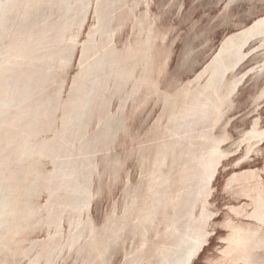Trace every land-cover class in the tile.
I'll return each mask as SVG.
<instances>
[{
    "label": "bare ground",
    "instance_id": "6f19581e",
    "mask_svg": "<svg viewBox=\"0 0 264 264\" xmlns=\"http://www.w3.org/2000/svg\"><path fill=\"white\" fill-rule=\"evenodd\" d=\"M68 1L0 0V40L9 38L6 51L0 49V166H9L12 161L21 163L14 173L32 182L46 181L50 188L56 183V165L64 171L74 163L70 136L78 132L84 135L97 120L101 126L109 106L105 105L101 113L102 92L93 91L91 85L87 90L79 87L75 82L78 74L66 100L58 97L59 93L56 98L46 93L49 80L56 82L59 76L54 74L57 65L42 61L64 64L71 59L78 43V31L72 29L83 27L93 3V0L82 1L77 8ZM53 6H58L61 12L62 20L57 23L47 11L50 9L56 15ZM118 7V0H96L97 23L82 44L80 73L118 70L116 57H95L100 52L96 47L98 37L104 52L116 49L113 37L107 36L106 30L107 22L117 19ZM63 8H69L75 17L64 19ZM78 10L83 11L81 17ZM68 34L69 44H65ZM252 39H258V48L264 50V17L226 38L219 52L195 78L185 82L173 99L165 100L155 123L140 137L137 146L134 147L132 139V148L127 152L137 156L140 179L125 188L123 219L111 227L108 240L119 228L125 232L148 230L161 237L162 242L170 237V260L188 264L208 244L207 228L213 216L208 198L224 158L213 133L244 78L234 71L251 54L246 52V47ZM48 70L50 73H46ZM33 82H37L36 86ZM5 94L10 95L9 100ZM9 102L13 105L6 108ZM140 105L135 104L134 112L142 110ZM72 127H80V131H72ZM49 131L52 138L42 137ZM42 158H50L55 165L48 175L40 167ZM198 210H201L199 215Z\"/></svg>",
    "mask_w": 264,
    "mask_h": 264
},
{
    "label": "flooded vegetation",
    "instance_id": "af4514ba",
    "mask_svg": "<svg viewBox=\"0 0 264 264\" xmlns=\"http://www.w3.org/2000/svg\"><path fill=\"white\" fill-rule=\"evenodd\" d=\"M93 1L96 2V0ZM124 3L125 0H118L117 19L113 22H107L106 34L113 37L116 49L111 52H104L99 37L96 39V47L100 49V52L96 53L95 57H116L118 59V70L116 72L98 70L86 74L79 71L78 78L75 81L80 84L79 87H84L83 89L87 90L91 85L93 91L102 92L101 96L104 102L101 113L105 111V105L109 106L106 108L105 117H102L101 126H99L97 120L92 127L87 128L84 135H78V132L70 136L72 139L70 155L74 161L71 168L69 167L63 171L56 165V183L50 188L48 184L43 185V180L32 182L29 179L20 178L16 174L19 166H0L1 233L7 230L28 232L39 227L35 217H30V214H27L29 204L24 199L25 192L40 193L42 188L45 187L54 194L51 196V203L48 206L49 215L45 217L50 228L55 227V232L49 238V242L43 244L34 242L30 249L21 247L14 249L11 247V241L9 242L11 238L8 237L7 243L10 246L9 256L11 260L20 261L22 256H30L39 247V250L35 251L36 253L34 252L35 257L31 259L30 264H41L42 262L53 264V259L55 256L57 257L60 250H63V252L68 250L70 258L73 257L74 253L78 256L84 255L86 258L85 264H113L116 256L121 253L125 257L123 264H188L183 261L173 262L170 260L172 254L170 237L162 242L161 237L158 238L156 234L148 230L144 232L127 230L125 232L124 228H119L116 232H113L112 237L108 240V235L112 233L111 227L119 224L123 219L124 201H122L120 211L117 207L118 204L113 207L112 212L107 215L105 222L100 227L89 217L86 220L84 219L85 215L90 214L92 202L95 198L93 192L95 178L99 181L97 194H101L105 190L101 167L104 171H109L110 174H113V170L114 179L123 176L125 163L128 159L126 157L131 154L127 150L125 152L127 156L121 161L119 154L113 152V147L121 133L127 134L130 131L128 121L131 115L134 116L143 111L153 100H155V105L160 104L162 107L165 100L167 98L173 99L184 84L177 87L175 91L161 88L164 67L160 59L168 58L170 52L168 48L165 46L160 47L157 43L159 38H163L165 35L156 28V20L151 17L149 6L135 20L133 40L127 41L122 48H119L115 41L116 35L126 25L127 19L131 18L134 8H138L140 5V2L135 0L134 6L127 10ZM90 44L93 45L94 43L90 42ZM146 78H148L147 81ZM75 82H73V85ZM86 82H88V85H83ZM115 99L118 100L119 107L113 113L112 108ZM140 103V106L143 107H141L142 110L134 112L133 107H135V104ZM231 104L232 99L227 105ZM223 118L217 123L215 129ZM83 123L87 125L85 120H83ZM95 125L96 130H93ZM59 127L60 123L56 122V130ZM73 130L80 131V127H72ZM215 131L213 133L214 138L217 139L219 145L221 144V152L226 158L229 156V152L222 149V144L230 139V134L227 129H224L220 134ZM133 138L135 147L140 141V136L135 135ZM254 139H264V130L260 129L258 120L254 122L252 130L246 133L242 142H251ZM57 148L58 140L56 139V152ZM135 157L137 160V156ZM98 158L100 162H98ZM1 169H4L5 172H2ZM66 177L69 180L62 181ZM260 177L256 170H247L234 174L228 181L229 187L240 186L241 190L238 194L250 199L249 206L252 209L251 212H246L247 218L251 219L252 222L239 223L231 218L225 222L229 234L224 238L226 246L222 249L221 255L232 258V264H264V185L260 181ZM128 183L137 184V182L132 183L130 180L127 185ZM108 189L112 190L109 186ZM231 210L236 215H240L245 211L244 206H233ZM209 211L214 216V212L210 208ZM66 216L70 223V234L65 240L62 233V223ZM18 218H21V222L17 225ZM209 226L207 228V242L211 235ZM3 235L6 234L3 233ZM202 250L194 256L191 264ZM0 264H12V261L0 260Z\"/></svg>",
    "mask_w": 264,
    "mask_h": 264
},
{
    "label": "rangeland",
    "instance_id": "374dc122",
    "mask_svg": "<svg viewBox=\"0 0 264 264\" xmlns=\"http://www.w3.org/2000/svg\"><path fill=\"white\" fill-rule=\"evenodd\" d=\"M75 1L69 0L68 2L73 3L72 5L78 8V3L86 0ZM137 1L140 2L139 7L134 8L133 15L127 19L123 29L119 30L115 41L119 48H122L127 41L133 40L135 20L149 6L150 15L156 20V28L165 35L163 38H159L157 43L160 47L165 46L168 48L170 52L168 58L160 59L164 67L161 77V88L170 91H175L181 84L194 79L203 67L219 52L221 43L226 38L264 17V0ZM134 2L135 0H125V8L127 10L132 8ZM92 5L85 18L83 27L79 29L75 25L76 27L74 28L76 29H72L78 31V43L72 53L71 59L67 63L63 62L64 64L51 60L42 61L44 64L57 65L54 74L58 75L59 78L56 79V82L49 80V86L45 89L46 93L52 97L55 96L54 98L57 97L58 93V97L63 100L69 98L74 78L80 70L79 63L82 56V44L87 40L89 31L97 23L94 10L95 1H93ZM53 7L56 9V15L49 11L50 9H47L48 15L53 14L52 20L55 19L57 23L62 20L61 12L58 6ZM63 12L64 19L73 16L69 8H63ZM82 12H79L80 17ZM74 17L75 15L72 18ZM8 27L10 28L9 25ZM69 34L64 40L65 44L69 42ZM8 44L9 38L0 40V49H5L4 47ZM48 46H51V44H48ZM259 46L258 39H252L250 44L247 45L246 52L249 53L251 51V54L234 71L238 77L244 76V78L232 98V104L224 108L225 115L222 122L215 129L217 134L222 133L224 129L228 130L230 139L222 144V149L228 151L229 156L222 159L216 177L212 182L211 195L208 198L210 202L208 207L214 212L211 225L209 226L211 235L208 244L205 245L192 264H232V258L221 255L222 249L226 246L224 238L229 234V229L225 227V222L230 218L239 223L252 222L246 216V212L252 211L249 206L251 201L238 194L241 190L239 185H235L234 187L228 186L230 178L236 173L256 170L260 174V181L264 185V139L242 142L246 133L252 130L256 120H258L260 129L264 130V50L259 49ZM65 54L68 55V52H65ZM48 71L46 73H50ZM232 76V74L229 75L230 78ZM36 83L33 82L35 86ZM261 95L262 97H260ZM5 96L6 100H9L10 95L5 94ZM113 103L112 111L115 113L119 107V102L115 99ZM8 105H13V103L9 102L5 107L10 108ZM161 109V105H155V100H153L143 111H140L137 115H131L128 121L130 131L127 134L121 133L113 147V152L119 154L121 161L127 156L125 152L132 148L133 137L135 135L144 137L155 123ZM58 115L61 117L62 113L60 112ZM93 130H96V125ZM42 137L52 138L53 133L49 131ZM126 159L123 176L118 179H114L113 170V174H110L109 171H104L103 167H101L103 174L102 181L105 186V190L101 194H97L99 181L95 178L93 187L95 198L92 202L90 214L85 215L84 219L86 220L89 217L98 227L102 226L107 215L112 212L115 205L118 204V210H121L123 191L127 182L130 180L132 183H136L140 179V167L136 157L129 155ZM98 162H100L99 158ZM40 163L42 172L46 175L55 169V165L50 158H42ZM20 164L14 161L11 163L12 166ZM42 183L45 185L46 181ZM108 186L112 190L108 189ZM51 195V191L45 187L42 188L40 193L25 192L24 199L29 204L27 214H30V217H35L39 223V227L35 230H27L28 232L7 230L3 232L6 235H3L0 231V260L12 261V264H30L31 259L35 257V251L39 250L38 247L30 256H22L20 261L11 260L9 256L10 246L7 243L8 237L11 238L9 242L11 241V247L14 249L16 247L30 249L34 242L40 244L48 242L51 235L55 232V227L50 228L45 218L49 215L48 206L51 203ZM233 206H244L245 211L240 215H236L231 210ZM200 212L201 210H198V215ZM20 222L21 218H18L17 225ZM62 233L63 238L66 240L70 234V223L67 216L62 223ZM57 259L58 261H56ZM85 260L84 255L78 256L74 253L73 257L70 258L68 250H65V252L60 250L57 257L55 256L53 259V264H85ZM124 260L125 257L121 253L116 256L113 264H123ZM41 264L45 263L42 262Z\"/></svg>",
    "mask_w": 264,
    "mask_h": 264
}]
</instances>
